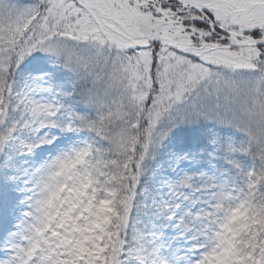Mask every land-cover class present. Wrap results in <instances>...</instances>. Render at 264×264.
<instances>
[{
	"label": "snow or ice",
	"instance_id": "snow-or-ice-1",
	"mask_svg": "<svg viewBox=\"0 0 264 264\" xmlns=\"http://www.w3.org/2000/svg\"><path fill=\"white\" fill-rule=\"evenodd\" d=\"M0 264H264V0H0Z\"/></svg>",
	"mask_w": 264,
	"mask_h": 264
},
{
	"label": "rangeland",
	"instance_id": "rangeland-1",
	"mask_svg": "<svg viewBox=\"0 0 264 264\" xmlns=\"http://www.w3.org/2000/svg\"><path fill=\"white\" fill-rule=\"evenodd\" d=\"M40 55H45V54H43V53H40ZM25 63H27V62H25ZM49 63H50V60H49ZM48 68H50V65L48 64ZM43 70H47V69H43ZM40 71H42V69H36V70H34L32 73H31V75L32 76H35V75H38L39 73H40ZM31 78V76H29V79ZM53 132H55V130H53Z\"/></svg>",
	"mask_w": 264,
	"mask_h": 264
}]
</instances>
